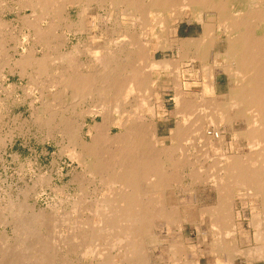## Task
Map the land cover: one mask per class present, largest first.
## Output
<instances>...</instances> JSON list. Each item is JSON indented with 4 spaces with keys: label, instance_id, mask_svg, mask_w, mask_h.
Here are the masks:
<instances>
[{
    "label": "bare ground",
    "instance_id": "bare-ground-1",
    "mask_svg": "<svg viewBox=\"0 0 264 264\" xmlns=\"http://www.w3.org/2000/svg\"><path fill=\"white\" fill-rule=\"evenodd\" d=\"M82 1H85L86 3L93 2L98 7L107 8V18L109 17L110 19H112V26L105 29V37L101 44L96 41L99 36L94 35L90 37V33H88L90 41L93 44L88 45L83 49L80 48V44L76 42L77 44L73 45L69 51L60 52L59 48L64 45V43L68 39L66 34L64 33L59 35L56 34L55 31L57 26L55 25H58L60 22H64L66 29L74 28L76 32H81L83 31V29L85 30L86 27L84 26L82 20L78 23H72L69 19L70 17H67L68 14L64 16V12L66 11L67 7L80 4ZM245 1L247 2L244 4L241 3V0H17L16 2L18 4L19 11L24 9L30 10L33 19L30 17L32 20H28V17H24L23 15H21V18L23 17L22 22H25V24H27L28 27H30L31 30L34 31V39L32 38L34 40V43L43 47V53L40 57H37L35 55L36 49L34 46H32L29 50H24V52L20 55V58H18V60H15V64L21 69L20 73L25 74V70L27 68H30L32 70V72L29 73V87L31 86L33 88V86L35 85V88L36 86H38L42 90L50 93L49 100L43 99L41 103V111L37 113V119L41 118L43 120H41L43 122V125L45 124L46 126L50 127L55 124L54 122L58 123V132L62 134L63 138L67 140L66 143H68L67 154H69L71 157L77 158L83 163V165H86L88 167V170L91 173L90 174L86 171L90 174L88 176H91L92 174H99L101 178L105 176L106 179L104 180H106L108 184H111L112 186L113 184H117L119 186L118 190L115 191L116 193L113 198H111V200H107V198H104V201H107H103L101 206L98 203L99 207H101H98V209L101 210L102 214L99 217L97 216L98 221L97 218L95 221L99 222L97 223L98 225H100L101 223V226L99 227L101 233L102 231H105L107 233L114 229L119 230V234H116L114 236L113 241L118 242L117 246H119L118 244L120 243H125L126 248L123 249L124 255H122V258H127V261L129 262L126 264H148L149 258L147 259V263L145 259L147 257L143 258L140 256L141 254L139 255V253L144 247L142 245L141 248V244H144L145 241L146 243H148L147 239L149 237L151 226L158 219L163 221L174 219V210L167 209L164 204V199L166 198V189L173 181L174 174L176 172L178 173L179 169L180 171H183L181 170V168L184 169V166L187 165L185 164V162L174 160L175 157L172 158L173 150L175 151V146L172 144L170 147H167L164 144L163 139L157 135L158 133H156L157 123L155 124V121L153 122L152 118L150 120L148 119L149 121L147 122L142 121L141 118L143 116H140L139 109L147 105V113L150 111V115L152 116L153 111L151 110L153 108L151 109L148 103L150 104L151 98L155 96L153 94V86L155 87L156 84H159L161 88H165L168 86L169 81H172L171 84L173 85L172 87L174 90V95H172L174 97L172 100H174L175 104L174 112L181 114V116L185 120L183 121L184 123L182 122L181 124H177L176 127L171 130V133L169 132L170 138L173 141L177 142L185 135H187L190 130V126L188 124V121L190 119L189 117H191L190 113L193 110V107H195V104L190 98V94L187 93V89L184 88L183 82L181 81L182 73H180L179 71V63L186 61L198 62L200 72L205 78V83L202 84V87L204 89L203 93H206L210 96L206 100L209 103H213L215 107V110L212 111L211 117L209 119V124L212 127V131L211 134L207 135V140H209L211 143L218 141L222 142L223 144L224 136L220 132V129L225 127V124L230 126L233 121L241 118V116L245 117V121L242 120L245 122V130L242 132H245V136L243 138L246 137L248 139L246 142L249 141L247 148L250 158L244 161H240L236 158L230 160L225 159L223 163L221 162V159L224 156L221 159L214 158V163L219 164L217 168L220 173L219 175H215L214 173H212L213 176H211L213 178L211 177L212 179L210 180L213 182V186H215L217 193L220 194L219 196H222V199L218 202L219 206L217 203V208L213 209V207V211H209L210 213L211 211L212 213H214L212 222L214 221V224L218 226L219 230L223 231L225 229V226L230 221V211L228 209V205L229 201L233 199L232 197L234 193L237 194V192L241 190V192L239 193L241 194V201H246L251 197L260 198L261 201L259 200V202H261V206L259 207L258 214H256L255 217V219L257 218L255 220L256 230L254 232L255 234L253 233L255 235L256 246L254 245L255 247L249 248L247 250H241V254L243 255L242 259L246 264H255V261L259 260L264 261V221L259 218L261 213L264 211V0H244V2ZM86 7L87 6L83 7L82 14L85 13L84 10L86 9ZM241 7H243V9H241ZM8 8H10V6ZM104 11L106 10L104 9ZM120 15L126 18V23L124 22L122 24V22L119 21ZM48 17L49 19H47V24L43 27L42 23ZM184 19L195 20L198 24L201 25L202 31L198 37L182 38L178 36V24ZM100 22L102 21L100 20ZM7 23L8 22L2 21L0 18V29L2 28V26L3 28H5L4 25H6ZM101 25H103V23ZM7 26H10V24ZM20 28L21 27L17 29L18 32ZM7 32L8 31H6V33ZM2 36L3 34L0 33V37ZM11 37H9V39H11ZM4 41H2L0 38L1 57L2 53L4 56V50L6 49L3 48V44H5ZM221 42L224 43L223 51L221 50L222 52L215 49L217 44ZM82 45L84 44L82 43ZM47 49L49 53L50 50H52V52H54L53 55H49L47 53ZM158 50L175 51L177 54V58L156 59L154 57V54L156 51L158 52ZM83 54H86L88 56V60L86 62L80 63L78 58ZM4 62H6V60ZM4 62H0L2 64V67L5 64ZM8 68L9 70L11 69L10 67ZM173 70H176V73L173 72V78L168 79L166 76L171 75L170 71ZM218 71L225 73L227 75V78L229 79L230 84H232L229 86L227 93H224L225 95H220L219 97L216 95L215 88V72ZM162 73L164 75H162ZM153 75H155L157 78L154 79ZM11 87L13 86L11 85L9 88L11 89ZM29 87H27V91L31 93L33 90L30 91L32 88ZM54 87L56 88L55 91ZM38 91L41 92V90ZM7 93H9V91ZM198 93H200V91ZM65 98H68V100H70L68 103H72H70V106L60 105L62 106L61 110L57 111L56 108L52 106L51 102H61L62 104V102H66L64 101ZM154 99H156V97ZM85 100H89L91 101V103H93L91 106L92 108H85V110L83 111L80 110V112H76L75 116L73 117L68 116L67 111L69 107H73L72 105L75 102H84ZM91 103L89 105H91ZM151 107H153L152 104ZM35 112L33 114H35ZM46 114L48 117H46ZM85 115L100 117V121H94V123L87 126L88 128L86 129V132L91 136H89V138H91L89 143H87L83 139V127L86 123L83 120V116ZM81 118L82 120H80ZM113 128H117L119 132L116 134H111ZM241 135L243 136V134ZM3 142L4 141L0 136V144H3ZM186 152L188 151H186L185 149V154ZM191 153L192 152H190V154ZM210 155L213 156L214 154ZM218 157L220 158V156ZM198 164L200 163L198 162ZM218 171H215V173H218ZM101 183L99 184L100 186ZM105 187L109 189L108 186ZM179 188L180 187H178V190ZM91 192L93 193V191ZM111 193L113 192H110V194ZM217 193L215 194L217 195ZM217 200H219V198ZM76 203L78 202L76 201ZM95 204L97 203L95 202ZM81 207L80 209H82ZM173 207L176 208V206ZM86 209L88 208H85V210ZM98 209H96V212L98 211ZM76 210L77 209H75L74 211ZM206 211H208V209H205V212ZM17 212H20V209ZM81 214H83V212ZM203 214L205 215L204 212ZM37 215L29 216L30 218L28 220H18V223L15 225V227L17 230L21 231V233L25 237L21 242H17L16 246L8 243L4 237L0 238V264H52L44 254L40 255L38 252H36L37 248H32V245L26 244V241H24L26 238H29V236L32 235L35 231V226L33 223L37 220V218L39 219L41 213H39V217ZM78 215L81 216L80 214ZM177 217L176 219L178 220ZM199 217L201 216H198V218ZM208 217L210 216H207V219ZM75 219L73 218V220ZM89 219H91V217H89ZM43 221L40 223H43ZM88 221L89 220H87V222ZM46 222L47 219L44 221V223L46 224ZM201 222L199 221V225ZM44 223L42 225H45ZM79 223L83 222L79 221ZM211 224L213 225V223ZM75 225L80 226V224ZM87 225L88 224L86 223V226ZM46 226L47 224L44 227ZM71 226L74 227V225L72 224ZM86 226L84 228H86ZM75 228H78V226H75ZM88 229L90 228L88 227ZM68 230H70V226ZM94 232L95 231H91L92 234ZM70 233L72 234V232ZM226 233L225 234L227 236L228 232L226 231ZM231 233L233 234V232ZM231 233L229 231V234ZM36 234L38 235L37 231ZM75 234H77L76 231ZM85 234L89 235V233ZM109 235L110 234H108V236ZM60 237H62V235ZM95 237L96 236H94V238ZM43 238L44 237H42V239H37L43 240L42 242L46 245L47 243L44 242V239L46 237L44 239ZM92 239L93 238H91V240ZM218 239L220 238H217V240ZM158 240L159 239H157L156 241ZM230 240L232 241V239ZM58 241H60L59 237L57 239V242ZM222 241L223 242H219V244L216 243V245L212 249L217 252V256H215L217 257L216 262L223 261L225 262V264H233L234 256H236L235 253H240V251L234 246L235 244L232 245V242H227L223 238ZM114 242H112L110 245H115ZM214 242L216 241L214 240ZM54 243L52 242V244ZM71 243H68V245L70 244L75 247L74 243ZM174 243L178 244V241ZM56 244L57 243H55V246H57ZM179 244H181V241L179 242ZM114 245L110 246V249L111 247L114 248ZM51 246L53 247L54 245ZM93 247L95 249L98 247V245ZM168 247L170 248V246ZM55 248L58 250V247ZM79 250H81V247H79ZM170 250L171 249H169L168 251ZM38 251H40V249ZM45 251L49 252L47 250ZM96 251L97 250L95 249L94 252ZM101 252L103 253V251ZM32 253H34V255H32ZM90 253L86 254L89 255ZM108 253L109 252H107V254ZM176 253L174 252V254ZM102 258H99L100 261ZM103 259H106V257ZM109 260H111V257ZM177 260L178 259H176V261ZM170 261L171 259H169V262ZM174 261L175 260H173V262ZM124 262L126 261L124 260ZM188 263L190 264V262Z\"/></svg>",
    "mask_w": 264,
    "mask_h": 264
},
{
    "label": "rangeland",
    "instance_id": "rangeland-1",
    "mask_svg": "<svg viewBox=\"0 0 264 264\" xmlns=\"http://www.w3.org/2000/svg\"><path fill=\"white\" fill-rule=\"evenodd\" d=\"M11 2H12V4H11ZM16 2H17V0H0V18L2 21L8 22L6 25H4L5 28L7 27L6 31H8L7 33L5 32L6 37H7V43L9 41L10 42L16 41V43H15L16 45L13 46V44H11L12 47L6 45L5 48L9 49L11 47L14 50L15 57L19 58L20 55L24 52V50H27V49L29 50L30 47H32L35 43L33 40L34 39L33 31L31 30L30 27H28L27 24H25V22H22L23 17L21 18V15H23L24 17H28L27 18L28 20L29 19L32 20L33 19L32 14H31L29 9H24V10L19 11L18 10V4ZM246 2L247 1L244 2V0H241V3H243V4ZM8 5L10 6V8H8L9 7ZM104 9L106 11H104ZM241 9H243V7H241ZM244 9H247V8H244ZM96 13H97V15H99L100 19L94 18L95 20H98V21L101 20L102 22L105 21V22H111L112 23V19H110L109 17L107 18V16H108L107 8L99 7L96 9ZM100 13H102V14H100ZM28 14L29 15L31 14V15L29 16ZM119 17H120L119 21H121L122 24L124 22L126 23L127 20H126V18H124V16L120 15ZM72 18H74V19L76 18L75 12L72 14ZM121 18H123V19H121ZM184 20H182L178 24V29H179L178 30V36L182 37V38L183 37H193V38L198 37L202 31L201 25L198 24L195 20H190V19H184ZM9 24H10V26H7ZM42 25L44 27L45 21L42 23ZM19 27H21L20 28L21 31L19 30V32H18L17 29H19ZM57 28H61V23H60V26H58ZM9 29H11V30H9ZM26 30H27V32H26ZM22 31H24V32H22ZM16 32H18L19 34ZM101 33L105 34V30ZM25 35H26V38H25ZM9 37H11V39H9ZM119 39H121V38H119ZM103 40H104V38L102 40H100L99 42H101V41L103 42ZM71 41L73 43L69 41V43H67V47H65V51H69L73 45H76L78 43V37L72 38ZM3 48H4V46H3ZM223 48H224V43L221 42V43L217 44L215 49L222 52ZM42 53L43 52L40 49H36L35 55L37 57H40L42 55ZM171 56H172V58H171ZM154 57L156 59H162V58L176 59L177 54L175 51H171V50H165V51L159 50L158 52H156V54H154ZM181 63H179V69L180 70L178 69L180 71V73H182L181 81L183 82L184 88L187 89V93L190 94L189 96L195 104V107H193V110L190 113L191 117H189L190 119L188 121V124L190 126V128H189L190 130L187 133V135H185L183 138H181L177 142L173 141L170 138L171 130L174 129L177 124H181L185 120V119H183L181 114L174 112V107H175L174 105L175 104H174V100H172L174 97V96H172V95H174V90L172 87L173 85L171 84L172 81H169L170 84L168 83V86L165 88H163V87L161 88L159 86V84H156L157 87H156V85H155V87L153 86V89H154L153 94L155 96H153L151 98L150 104L148 103L149 107L151 109L153 108L151 110V111H153L152 116L150 115V111L147 113L148 110L146 109V106H147L146 104H145L146 106H143V107H141V109H139L140 116L141 117L143 116L141 118L142 121L147 122L152 118L153 119L152 121L153 122L155 121L154 122L155 124L157 123L156 133H158L157 135L163 139L164 144L167 147H170L172 144L175 146V151L173 150L172 158L175 157L174 160H179V162L180 161L185 162V164L188 166V167L184 166V169L181 168V170H183V171H180V169H179V172L178 173L176 172L174 174L173 181L170 183V186L166 189V198L164 199V204L167 207V209H173L174 210V211L172 210L174 212V219H172L173 221L172 220H166V221L164 220L163 221V220H159V219L157 221H155L150 228L149 237L147 239L148 243H146V241H145L144 244L143 243L141 244V248H142V245L144 247L142 248L139 255L141 254L140 256L143 258L147 257V258H145L146 261L149 258V260H148L149 263L147 261L148 264H153V263L154 264H183V263L187 264L188 262H190V264H218V263L225 264V262H223V261L222 262H216L217 257H215V256H217V252L212 250L213 247L216 245V243L219 244V242L224 241V240L222 241V238H223L227 242L228 241L232 242V245L235 244L234 246L240 251V253H235L236 256H234L233 264H244L243 259H242L243 255L241 254V250H247L249 248H253L256 246L255 245L256 241H255V235H254L255 233L254 232L256 230L255 220L257 218L255 219V217H256V214H258L259 207L261 206V204H260L261 202H259V200L261 201V199L258 197H251L250 199H248L246 201L245 200L241 201V194H239L241 192V190L239 192L236 191L237 194L234 193L235 198L233 195V197H232L233 199L230 200L232 203L229 201V205H228V209L230 211V219H229L230 221L228 222V224L225 226V229L223 230L225 233H226V231L228 232V235L226 236L227 233L225 234L223 231H220L218 226H216L214 224L215 222L214 221L212 222V217L214 218V213H212V211H213V209H215L219 206L218 202L222 199V196L221 197L219 196L220 194L217 193L216 188H215V186H213V182L210 179L213 178L212 173H214L215 175L216 174L219 175V173H220V171H218V168H217V166L219 164L214 163V161H215L214 158L221 159L224 156L221 159L222 163L225 161V159L230 160V159L236 158V159H239L240 161L241 160L244 161V160H247L250 158L249 151L247 148L249 141L246 142L248 139L246 137L243 138L245 136V134H244L245 132H242L245 130V122H244L245 117L241 116V118L237 119L238 122H237V120H235L232 122V124L230 126L225 124V127L220 129V132L224 136V139H223L224 145L222 144V142L216 141L214 143H211L209 140H207V135L211 134V131H212V127L209 124L210 123L209 119L211 117L212 111L215 110V107H214L213 103H209L206 100L210 96L206 93L205 94L203 93L204 89L202 87V84L205 83V78L203 77V75L200 72L198 62L186 61V62H181ZM184 69H185V71H184ZM173 72L176 73V70L170 71L171 75H167L166 77L168 79L173 78L172 77L173 76L172 74H174ZM170 73H168V74H170ZM215 73H216V76H215L216 95L219 97L220 95H225L228 91L229 86L232 84H230L229 79L227 78V75L225 73H223L221 71H218ZM162 75H164V74L162 73ZM153 78L156 79L157 77L155 75H153ZM22 85L24 87V90L27 91V89H28L27 87H29V84L26 85L24 82H22ZM34 86H33V88H35ZM29 88H32V87L30 86ZM33 88L31 90L29 89L30 91L33 90L31 93L29 91L26 92L27 96L25 98H22V95L20 93H18L17 95H15L13 102L9 101L7 103V108L5 110H0V136L4 141L3 144H0V156L5 154L2 161L0 158V238L4 237L8 243H10L11 245L13 244V246H16L17 242L18 243L21 242L25 237L21 233V231L17 230L15 227V225L18 223V220L19 219L28 220L30 218L29 216H36L37 214H38L37 216L39 217L40 216L39 213H41V216L39 217V219L37 218V220L35 221L36 223L35 222L33 223L35 226V231H34L35 233L33 232V234L30 235L29 238H26L24 241H26L25 242L26 244L32 245V248H37L36 252H38L40 255L44 254L50 260V262L52 264H54V263L55 264H59V263L60 264H63V263L64 264H96V263L97 264H119V263H121V264L125 263L126 264V263H128L129 261H127V258L126 259L122 258V255H124L123 249L126 248L125 243H120V244H118L119 246H117L118 242L113 241L114 236L116 234H119L118 233L119 230L114 229V230H111L110 232H107V233L105 231H102V233H101V230H99L101 223H100V225L97 224V223H99V222H97L98 217L102 214L101 210L98 209L99 204L101 206V204L104 201V198L105 199L107 198V200H109V199L111 200V198H113V196L116 193L115 191L118 190L119 186L117 184H113V186L111 184H108V182L106 180H104V179H106L105 176H103L101 178V176L99 174L98 175L92 174L91 176H88L91 174L88 170V167L86 165H83V163L80 160H78L77 158L71 157L69 154H67L68 143H66L67 140L65 138H63L62 134H60L58 132V123L54 122L55 124H53L50 127V126H46L45 124L43 125V122H42L43 120L41 118L37 119V113L41 111V107H42L41 103H42L43 99H46V100L50 99V93L42 90L38 86H36V88H35L36 90ZM38 90H41V92H39ZM55 90H56V88L54 87V91ZM199 91H200V93H198ZM18 96H20V97L18 98ZM43 96H44V98H43ZM198 96H199V98H198ZM155 97H156V99H154ZM64 101H66V102H62V104H61V102H55V101H52L51 103H52V106L54 108H56L57 111H59V110H61V107H62L60 105H64V106L69 105L70 106V103H72V102L68 103L70 101V100H68V98H65ZM90 103H91V101H89V100H85L84 102H75L72 105L73 107H69V109L67 111L68 116L73 117V116H75L76 112H80V110L83 111V110H85V108H87V109L92 108L91 106L93 103H91V105H89ZM151 104L153 105V107H151ZM59 106H60V108H59ZM199 110L201 111V113ZM86 111H88V110H86ZM34 112H35V114H33ZM142 113H144V114H142ZM46 117H48L47 114H46ZM93 118H94V120H93ZM80 120H82V118ZM83 120H84V122H86L85 126L83 127V134H84L83 139H84V141L89 143L91 138H89L90 135L87 134V132H86L87 131L86 129L88 128L87 126L94 123V121H96V122L100 121V117L99 116L93 117L92 115H85V116H83ZM242 120H244V121H242ZM222 130H224V131H222ZM118 132H119V130L117 128H113V130L111 131V134H114V133L116 134ZM239 132L241 134H243V136ZM236 136H238V137H236ZM169 140L171 143L169 142ZM221 144H222V146H221ZM224 146H226V147H224ZM209 148H210V150H209ZM183 149H184V151H183ZM185 149H186V151H188V152H186V154H185ZM223 149H225V150H223ZM216 151H217V153H216ZM190 152H192L191 153L192 155L190 154ZM210 154H214L216 156H214V155L212 156ZM175 155H177V156H175ZM241 155H242V157H241ZM189 156H191V157H189ZM218 156H220V158ZM194 161H195V163H194ZM1 162L3 163V165H1ZM198 162L201 165L198 164ZM212 166H213V168H212ZM197 168L199 169V171ZM213 169H216V170H213ZM86 171L89 172L90 174L87 173ZM215 171H218V173L217 172L215 173ZM83 173H85V174H83ZM81 174H83V175H81ZM186 176H187V178H186ZM183 177H185V178H183ZM188 178H189V181H188ZM204 178H205V180H204ZM82 179H84V180H82ZM93 180H95V181H93ZM99 180H101V181H99ZM208 180H210V181H208ZM82 181H84V182H82ZM195 181H196V183H195ZM96 182H98V183H96ZM100 183H101V186L99 185ZM172 184H173V187H172ZM186 184L190 189L186 186ZM105 186H108V188L110 190L107 189V187H105ZM114 186H115V188H114ZM178 187H180L179 190H178ZM59 190H61V191H59ZM97 190H98V192H97ZM102 190H104V191H102ZM91 191H93V193ZM109 191L113 192L114 194L111 193L112 194L111 195ZM189 191H190V193H189ZM101 193L102 194L106 193V194H103V196H102ZM215 193H217V195ZM180 196H181V199H180ZM94 198H96V199H94ZM218 198H219V200H217ZM93 199H94V201H93ZM107 200H105V201H107ZM76 201L79 204L76 203ZM73 202H75V203H73ZM95 202L97 204H95ZM81 203H82V207H81ZM194 203H196V204H194ZM217 203H218V206H217ZM90 204H92V205H90ZM173 206H176V208ZM80 207L82 209H80ZM85 208H88V209L85 210ZM92 208H93V210H92ZM99 208H101V207H99ZM17 209L18 210L20 209V212H17L18 211ZM75 209H77L76 210L77 212L74 211ZM96 209H98L97 212H96ZM205 209L206 210L208 209V211L205 212ZM249 209H250V212H249ZM209 210H212L211 213ZM93 211L95 213H97L98 215L95 214ZM176 211H177V213H176ZM35 212H36V214H35ZM82 212H83V214H81ZM98 212H100V213H98ZM203 212L205 213V215L203 214ZM77 213L80 214L81 216H79ZM84 213H86V214H84ZM21 214H23V215H21ZM209 214H211L212 216ZM89 215H91V216H89ZM261 215L259 218H261L262 221H264V218H263L264 217V211L261 213ZM44 216L47 219V222H46L47 226L46 227H44L46 225L44 223V221L46 220ZM177 216H180V217H177ZM198 216H201V217L198 218ZM207 216H210V217H208V219H207ZM75 217H76V219H75ZM89 217H91V219H89ZM176 217L178 218V220L176 219ZM42 218L44 221L42 220ZM73 218L75 220H73ZM96 218H97V221H95ZM250 218H251V220H250ZM71 220L74 222H72ZM87 220H89V221L87 222ZM201 220H202V222H201ZM42 221L45 225H42L43 223H40ZM79 221L83 222V223H79ZM199 221L201 222L200 225H199ZM210 221H211V223H213V225L210 223ZM189 222H191V223H189ZM86 223L88 224L87 226H86ZM94 223H95V225H94ZM183 223H185V224H183ZM71 224L74 225V227H72ZM75 224H80V226L82 225L81 226L82 228L79 225H75ZM210 225H211V227H210ZM69 226H70V230H68ZM75 226L76 227L78 226L79 229L75 228ZM85 226L87 229L84 228ZM214 226H216V227H214ZM88 227L90 229H88ZM36 228H37V230H36ZM73 228H74V232H73ZM80 228H81V230H80ZM175 228H177V229H175ZM92 229H94V230H92ZM210 229H211V231H210ZM46 230H49V231H46ZM96 230H97V232H96ZM36 231H37L38 235L36 234ZM75 231L77 234H75ZM91 231L92 232L95 231L96 233L94 232L92 234ZM229 231H230V233L233 232V234L235 236L232 233H231L232 235L229 234ZM40 232H41V234H40ZM70 232H72V234ZM49 233H50V235H49ZM85 233H89V235L85 234ZM108 234H110V235L108 236ZM150 234H151V236H150ZM224 234L226 237L224 236ZM41 235L44 238L46 237L45 239L43 238L45 240L44 242L47 243L46 245L42 242L43 240L37 239V238L42 239ZM61 235H62V237H60ZM72 235L73 236L75 235V236L73 237ZM76 235L78 238L76 237ZM81 235H83V236H81ZM87 235H88V237H87ZM97 235H98V238H97ZM104 235H106V236H104ZM69 236H70V238H69ZM94 236H96L95 237L96 239L94 238ZM211 236H212V238H211ZM58 237H59L60 241L57 242ZM72 237H73V239H72ZM110 237H113V238H110ZM48 238H52V239H48ZM91 238H93L95 241L93 239L91 240ZM217 238H220V239L217 240ZM149 239H150V241H149ZM157 239H159L158 240L159 243H158V241H156ZM230 239H232V241ZM46 240H50V241H46ZM89 240H91V241H89ZM104 240H106V241H104ZM214 240L216 242H214ZM54 241H55V243H57L56 244L57 246H55ZM70 241L74 243L75 247H73V245H70V244L68 245V243H71ZM152 241H153V243H152ZM177 241H178V244L174 243ZM180 241H181V244H179ZM52 242L54 244H52ZM63 242L65 243V245ZM94 242H96V243H94ZM100 242H101V244H100ZM112 242H114L115 245L112 244V245H114V248L111 247V249H110V246H112L110 244ZM73 243H71V244H73ZM92 243H94V244H92ZM38 244H39V246H38ZM59 244H62V245H59ZM151 244H152V246H151ZM51 245H54V246L52 247ZM96 245H98V247L95 248L97 250L96 251L97 253L94 252L95 249L93 247ZM167 245L170 246V248ZM115 246H117V247H115ZM42 247L45 249H43ZM55 247H58V250ZM79 247H81L82 253H81V250H79ZM168 248L171 250L168 251L169 250ZM39 249H40V251H38ZM178 249H179V251H178ZM45 250H47L49 252H46ZM70 250L72 251V254H71ZM59 251H60V255H59ZM85 251H86V253H90V252L91 253L89 255H87L85 253ZM101 251H103V253ZM52 252H53V255H52ZM92 252L94 253V255ZM107 252H109V253L107 254ZM170 252H171V254H170ZM174 252L175 253L178 252L179 254L178 253L174 254ZM182 253H183V255H182ZM80 254H81V256H80ZM32 255H34V253H32ZM63 255H65V256H63ZM105 255H108L109 257L105 256ZM118 255H121V256H118ZM198 255H199V258H198ZM87 256H89V257H87ZM173 256H174V258H173ZM182 256H184L185 258ZM98 257L99 258L100 257L101 258L106 257V259L102 258L101 261L102 260L103 261L101 262ZM110 257H111V260H109ZM123 257H125V256H123ZM196 257H197V259H196ZM169 259H171L170 262H169ZM172 259L175 260L174 261L175 263L173 262ZM176 259H178V260L176 261ZM112 260H113V262H112ZM124 260L126 262H124ZM73 261H75V262H73ZM122 261H123V263H122ZM192 261H193V263H192ZM116 262H118V263H116ZM181 262H183V263H181ZM255 264H264V261L263 260L255 261Z\"/></svg>",
    "mask_w": 264,
    "mask_h": 264
},
{
    "label": "crops",
    "instance_id": "crops-1",
    "mask_svg": "<svg viewBox=\"0 0 264 264\" xmlns=\"http://www.w3.org/2000/svg\"><path fill=\"white\" fill-rule=\"evenodd\" d=\"M84 6H87L86 9L84 10V14L83 13V7ZM93 6V7H92ZM99 8L98 6H96L93 2L91 3H86L85 1H82L80 4H76L74 6H69L67 7L66 11L64 12V16L66 14L67 17L70 19V21L72 23H78L80 22L81 20L83 21V24L84 26L86 27L85 30L83 29V31L81 32H76L74 28L72 29H66L65 27V24L64 22H60L61 23V28H56V34L59 35L60 33H64L66 34L67 36V41L64 43V45H62L60 48H59V51L60 52H66L65 51V47H67V43H69L70 40H72V38L74 37H78V43L80 44V48H86L88 45H91L93 43H91L90 41V37L91 36H99L96 41H100L102 40L105 35L104 34H101V32H103L106 28H110L112 26V23L111 22H100L98 20H95V19H99V15L97 16V13H96V9ZM69 9V10H68ZM75 12L76 14V18L73 19L71 18L72 17V14ZM79 13V14H78ZM95 18V19H94ZM47 19H45V25L47 24ZM49 21V20H48ZM60 23L58 25H55V26H60ZM97 23V24H96ZM103 23V25L101 24ZM105 23V24H104ZM64 24V25H63ZM99 25V26H98ZM101 26V27H100ZM105 26V27H104ZM89 27V28H88ZM3 28V27H2ZM2 28L0 29L1 30V34H3L1 38L2 41H4L5 44H3L4 48L6 47V45L8 46H11V44L16 45V41H9L8 44H7V37H6V28ZM64 30H67V31H64ZM89 30V32H88ZM4 32V33H2ZM34 32V31H33ZM75 32V33H74ZM85 32V33H83ZM97 32V33H96ZM90 33V37H89V34ZM34 34V33H33ZM73 34V35H72ZM100 34V35H99ZM76 35V36H75ZM86 36V37H85ZM88 36V37H87ZM4 37V38H3ZM71 37V38H70ZM3 38V39H2ZM87 38V40H86ZM71 42V41H70ZM102 42V41H101ZM99 42V43H101ZM82 43L84 45H82ZM86 44V45H85ZM35 47V49H40L41 47V51L43 52V47L41 45H38V44H34L33 45ZM50 46V45H49ZM85 46V47H84ZM12 47V46H11ZM46 49V48H45ZM159 51V50H158ZM12 52V53H11ZM157 52V51H156ZM155 52V54H156ZM47 53L49 55H53L54 52H52V50H50V53L47 49ZM7 54V55H5ZM9 55V56H8ZM86 55V54H85ZM84 54L83 55H80L79 56V61L80 63L82 62H86L88 60V56L86 55L85 56ZM7 59H6V57ZM11 56V57H10ZM4 57V58H3ZM10 57V58H9ZM85 57V58H84ZM87 57V58H86ZM9 58V59H8ZM20 58V57H19ZM85 60H84V59ZM1 59H4V60H1ZM0 62H4L6 60V62H4V66L2 67V64L0 63V110H5L7 108V103L9 101L13 102V99L15 97V95H17L18 93H20L22 95V98H25L27 96V93L25 92L24 90V87H22V82L28 84L29 83V73L32 72V70L30 68H27L25 70V74H22L20 73L21 72V69L19 66H17L15 64V60H18V58L15 57V54H14V50H12L11 48L9 49H5L4 50V56H3V53H2V57H1V54H0ZM11 62V63H10ZM14 62V63H13ZM13 63V64H12ZM13 65H16V66H13ZM10 67L11 69L9 70ZM13 67V68H12ZM19 69H18V68ZM19 74V75H18ZM4 77V78H3ZM4 79V80H3ZM2 80V81H1ZM6 81V82H5ZM9 84V85H8ZM10 87L11 85L13 87H11V90L8 86ZM17 87V88H16ZM10 90H9V89ZM5 89V90H4ZM23 89V90H22ZM7 90V91H6ZM3 91V92H2ZM9 91V93H7ZM5 93V94H4ZM20 96H18L19 98ZM17 98V97H16ZM4 100V101H3ZM5 156V154L1 155L0 158H1V161L3 160V157ZM4 162V161H3ZM1 165H3V163L1 162ZM243 263L246 264L243 260Z\"/></svg>",
    "mask_w": 264,
    "mask_h": 264
}]
</instances>
